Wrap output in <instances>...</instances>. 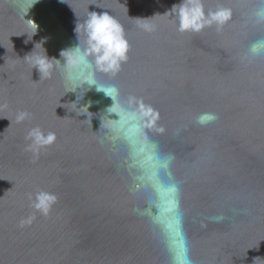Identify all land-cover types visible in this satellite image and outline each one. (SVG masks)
Listing matches in <instances>:
<instances>
[{
    "label": "water",
    "instance_id": "1",
    "mask_svg": "<svg viewBox=\"0 0 264 264\" xmlns=\"http://www.w3.org/2000/svg\"><path fill=\"white\" fill-rule=\"evenodd\" d=\"M180 2L39 0L26 14L24 0H0V264H171L185 240L193 264H264V56L248 55L264 38L253 15L259 0H203L206 11L224 6L233 15L220 31L199 33L177 31L171 9ZM89 12H108L125 29L127 61L97 78L159 112L148 134L174 156L181 236L161 231L172 216L168 197L157 226L148 194L131 190L125 147L100 129L111 99L93 87L76 106L59 68L41 77L24 59L45 49L63 62ZM22 111L30 117L17 123ZM209 112L218 119L196 122ZM37 126L56 140L34 155L26 137ZM40 190L57 196L47 215L31 207Z\"/></svg>",
    "mask_w": 264,
    "mask_h": 264
},
{
    "label": "clouds",
    "instance_id": "2",
    "mask_svg": "<svg viewBox=\"0 0 264 264\" xmlns=\"http://www.w3.org/2000/svg\"><path fill=\"white\" fill-rule=\"evenodd\" d=\"M39 0H24V6L27 12L38 3ZM171 13L177 21V31L199 33L205 28L216 26L217 31L231 20L232 9L224 6H218L214 10L205 9L203 0H181L177 5H173ZM25 14V15H26ZM24 15V18H25ZM254 17L258 22H264V0H259V7L254 10ZM142 27L145 30H152L147 21ZM31 21V20H30ZM35 31H37V25ZM77 43L72 47L61 51L60 56L63 60L49 58L44 49L43 55L36 54L25 56V60H30L33 68H36L40 76H50L51 72L59 68L62 72L67 92L77 93L76 104L83 98L86 91L95 87V90L104 94V97L110 98L112 103L105 107L104 117H107V123L101 120L106 138L113 145H123L127 151V166L133 172L132 191H145L148 194V207L152 213L150 219L157 226L160 225L159 201L162 197H168V212L172 213L171 219L167 222L161 231L167 239V230H172L177 236L183 235L182 215L179 206V188L173 181L170 165L174 156L163 154L159 145L152 140L148 131L156 126L159 120V112L151 105L146 104L143 98L129 96L126 100L120 98L119 89L114 84H105L98 80L97 73L115 75L119 72L123 62L128 59L130 44L126 38L125 29L119 20L108 12L96 13L89 12L83 22H78L74 29ZM81 32L84 36L81 43ZM33 33V34H34ZM39 44V43H38ZM250 57L264 56V38L253 41L248 47ZM53 61L56 63L54 64ZM87 85V88H85ZM79 90V92H78ZM82 90L83 91L82 94ZM93 101L79 109H86L80 112L87 114ZM95 103H99L96 101ZM30 114L22 111L17 114V123L28 119ZM115 117V118H113ZM218 119L215 113H202L196 118V122L205 126ZM157 131L163 132V127L157 128ZM136 138V145L129 141V137ZM27 140L30 143L26 150L37 155L42 149L52 145L56 140L54 132H45L39 127L29 130ZM104 141L102 140L101 143ZM31 207L43 215H47L52 206L57 201V196L44 190L37 191L34 199L30 195ZM34 217H30L28 222ZM217 222L224 217H215ZM25 221H21V224ZM181 247L184 252L177 260L173 255L171 264H193L187 254L186 240ZM171 251V248L169 247Z\"/></svg>",
    "mask_w": 264,
    "mask_h": 264
}]
</instances>
